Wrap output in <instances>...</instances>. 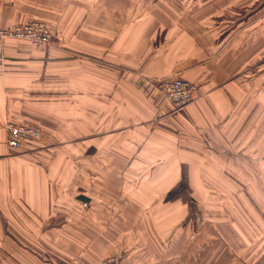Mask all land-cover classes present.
<instances>
[{
	"label": "crops",
	"instance_id": "0c3cea01",
	"mask_svg": "<svg viewBox=\"0 0 264 264\" xmlns=\"http://www.w3.org/2000/svg\"><path fill=\"white\" fill-rule=\"evenodd\" d=\"M190 5L0 0L1 28L55 35L0 42V264H264V45ZM172 76L199 87L181 110ZM184 175L193 207L166 201Z\"/></svg>",
	"mask_w": 264,
	"mask_h": 264
},
{
	"label": "built area",
	"instance_id": "2783aa9c",
	"mask_svg": "<svg viewBox=\"0 0 264 264\" xmlns=\"http://www.w3.org/2000/svg\"><path fill=\"white\" fill-rule=\"evenodd\" d=\"M8 40L26 41L34 46L47 48L54 45L55 35L45 23L26 22L10 28L0 27V42ZM158 88L176 110L193 104L199 90L198 85L180 76L160 79ZM8 133V145L13 149H19L26 142L40 141L43 137L41 128L32 124L9 125ZM103 264H123V260L117 256H109Z\"/></svg>",
	"mask_w": 264,
	"mask_h": 264
},
{
	"label": "rangeland",
	"instance_id": "374dc122",
	"mask_svg": "<svg viewBox=\"0 0 264 264\" xmlns=\"http://www.w3.org/2000/svg\"><path fill=\"white\" fill-rule=\"evenodd\" d=\"M193 3L207 4V6L212 4L214 9L218 8L219 13L216 15L219 16L220 29L217 31L222 34L218 41L223 42L225 40V45H228V41L233 40L231 39L232 36L236 42L243 40L244 42H251L254 46L256 40L258 44L261 42L264 45V37L260 36V34L264 35V0H183V5L186 6L187 4L190 7L189 10L195 11L190 5ZM207 8L204 7V10ZM216 25L218 24L213 26L216 27Z\"/></svg>",
	"mask_w": 264,
	"mask_h": 264
},
{
	"label": "trees",
	"instance_id": "16d2710c",
	"mask_svg": "<svg viewBox=\"0 0 264 264\" xmlns=\"http://www.w3.org/2000/svg\"><path fill=\"white\" fill-rule=\"evenodd\" d=\"M177 200H182L185 203H190L191 207H193L194 205V201L190 198V186L188 184L186 175H184L182 182L166 197V201Z\"/></svg>",
	"mask_w": 264,
	"mask_h": 264
}]
</instances>
